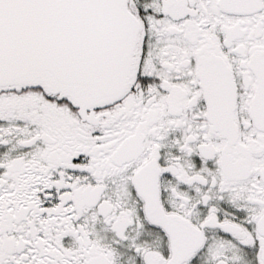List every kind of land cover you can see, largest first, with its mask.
Here are the masks:
<instances>
[{
  "label": "snow or ice",
  "instance_id": "6c2138e0",
  "mask_svg": "<svg viewBox=\"0 0 264 264\" xmlns=\"http://www.w3.org/2000/svg\"><path fill=\"white\" fill-rule=\"evenodd\" d=\"M0 264H264V0H0Z\"/></svg>",
  "mask_w": 264,
  "mask_h": 264
}]
</instances>
